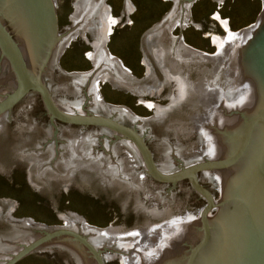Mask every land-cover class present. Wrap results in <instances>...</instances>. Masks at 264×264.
Listing matches in <instances>:
<instances>
[{
  "label": "water",
  "instance_id": "95a60500",
  "mask_svg": "<svg viewBox=\"0 0 264 264\" xmlns=\"http://www.w3.org/2000/svg\"><path fill=\"white\" fill-rule=\"evenodd\" d=\"M76 1L59 36L61 0H0V167L25 163L28 183L48 191L54 211L59 189L99 183L122 212L171 206L176 227L165 222L171 230L154 237L146 222L127 238L125 226L92 228L77 214H58L65 226L14 219L11 200L0 203V264L32 253L62 254L67 264H264V6L210 57L180 39L196 0H172L145 36L181 98L135 118L97 101L96 83L106 76L113 89L152 91L147 65L144 80L129 76L104 48L103 0ZM77 31L93 39L94 69L66 76L55 60Z\"/></svg>",
  "mask_w": 264,
  "mask_h": 264
},
{
  "label": "rangeland",
  "instance_id": "374dc122",
  "mask_svg": "<svg viewBox=\"0 0 264 264\" xmlns=\"http://www.w3.org/2000/svg\"><path fill=\"white\" fill-rule=\"evenodd\" d=\"M104 4L116 20L104 47L108 56L117 60L135 80H144L147 65L155 89L139 94L117 90L103 76L96 83V99L106 107L130 109L135 118L154 117L157 111L181 98L168 62L164 59L160 62L161 49L145 36L170 11L173 1L104 0ZM262 6L264 0H196L189 8L183 29L179 30L182 45L213 57L225 48L228 33L235 34L255 24ZM77 7L76 0H61L59 36H64L65 27L73 24ZM69 39L55 60L58 71L66 76L89 73L94 66L89 58L93 51L90 33H76ZM217 39L222 40L219 45ZM13 165V171L0 167V203L11 200L17 203L14 219L65 226L58 214H77L95 228L125 226L121 233H129L127 238L146 222H150L152 235L163 226L171 230V223L165 222H172V227L176 225L171 206L149 216L122 212L120 200L108 198V191L99 189V183L70 186V191L59 189L54 211L48 191L28 183L26 164ZM16 264L67 263L62 254L32 253ZM105 264L121 262L112 260Z\"/></svg>",
  "mask_w": 264,
  "mask_h": 264
},
{
  "label": "bare ground",
  "instance_id": "6f19581e",
  "mask_svg": "<svg viewBox=\"0 0 264 264\" xmlns=\"http://www.w3.org/2000/svg\"><path fill=\"white\" fill-rule=\"evenodd\" d=\"M104 6H105V4H104V0H103V3H102ZM106 8H107V6H105ZM77 9H78V7L77 8H75V13H74V15H73V19L75 18V15H76V12H77ZM108 9V8H107ZM108 12H109V10H108ZM109 15H110V12H109ZM188 19V18H187ZM186 19V20H187ZM186 20H185V22L184 23H186ZM116 23V20L112 17V16H109V20H108V23H107V30H106V41H107V37H108V35H109V33L111 32V28H112V25L113 24H115ZM184 25V24H183ZM182 25V26H183ZM186 26V25H185ZM155 29V28H154ZM153 29V30H154ZM247 30V29H246ZM245 31V30H244ZM76 33H78V34H85L86 32H82V31H77ZM75 33V34H76ZM88 33V32H87ZM75 34L72 36V37H74L75 36ZM237 34H239V33H235V34H231V33H228V37L224 40V44L226 43V45L229 43V41L233 38V37H235ZM65 36V35H64ZM149 38H151V39H153L154 40V42L156 43V41H155V39L153 38V36H152V34H150V36H149ZM150 39V40H151ZM68 40H70V39H68ZM93 41V40H92ZM217 41V44L219 45V43H221V39H217L216 40ZM105 44H106V42H105ZM105 44H104V47H105ZM226 45H225V47H226ZM92 49H93V51H92V53H89V58L91 59V61L93 62V64H94V61H95V50H94V43L92 42ZM107 51V50H106ZM161 51V50H160ZM162 52V51H161ZM160 62H161V60L162 59H164V60H166V58H165V56H164V54L163 53H161L160 55ZM163 60V61H164ZM165 62V61H164ZM166 62H167V60H166ZM164 66V65H163ZM169 75V74H168ZM165 226H163V227H161V228H159V229H157L154 233H153V235L152 236H154V237H157V236H159V235H161V234H163V233H165L164 231L166 230L165 228H164ZM173 227H176V225H174ZM166 231H168V230H166Z\"/></svg>",
  "mask_w": 264,
  "mask_h": 264
},
{
  "label": "flooded vegetation",
  "instance_id": "af4514ba",
  "mask_svg": "<svg viewBox=\"0 0 264 264\" xmlns=\"http://www.w3.org/2000/svg\"><path fill=\"white\" fill-rule=\"evenodd\" d=\"M259 16V15H258ZM258 18V17H257ZM175 31V30H174ZM147 38V37H146ZM181 39V38H180ZM90 60V59H89ZM91 62V61H90ZM91 66H92V64H91ZM93 69H94V67H93ZM93 71V70H92ZM91 71V72H92ZM149 72V71H148ZM80 75H82L81 73H79ZM26 100V99H25ZM24 100V101H25ZM16 108V107H15ZM14 108V109H15ZM13 109V110H14ZM12 110V111H13ZM47 116V115H46ZM1 118V117H0ZM48 118V117H47ZM57 124H56V126H58V125H62V123H59V122H56ZM126 125V124H125ZM55 126V127H56ZM67 127H70V126H68V125H66ZM72 127H79V126H73V125H71ZM128 126V125H127ZM130 127V126H129ZM81 128V127H80ZM83 128V127H82ZM95 128H99V127H95ZM132 128V127H131ZM137 131V130H136ZM138 132V131H137ZM139 133V132H138ZM140 134V133H139ZM141 135V134H140ZM117 136V135H116ZM145 140V139H144ZM126 142L127 144H129V146L131 145L132 147H133V145L130 143V142H128V141H126V140H124V139H122V140H120V141H118V142ZM146 142V141H145ZM147 144V143H146ZM134 148V147H133ZM134 150H135V152L137 153V151H136V149L134 148ZM138 154V153H137ZM119 155H120V157L121 156H123L124 155V151L122 150V149H119ZM139 156V155H138ZM82 170H83V168H82ZM88 173H91V174H93V175H95V173H93V172H91V171H89ZM146 173V172H145ZM147 175V174H146ZM148 176V175H147ZM96 177V176H95ZM154 181V180H153ZM156 182V181H155ZM158 183V182H157ZM190 189H191V187H190ZM192 190V189H191ZM193 191V190H192ZM194 192V191H193ZM195 193V192H194ZM10 222V221H9ZM92 228H94V227H92ZM65 253V252H64ZM22 260V259H21ZM19 262V261H18ZM16 264V263H15Z\"/></svg>",
  "mask_w": 264,
  "mask_h": 264
}]
</instances>
